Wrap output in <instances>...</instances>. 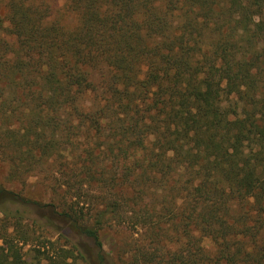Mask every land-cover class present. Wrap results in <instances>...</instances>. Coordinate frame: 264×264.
<instances>
[{
    "label": "trees",
    "instance_id": "16d2710c",
    "mask_svg": "<svg viewBox=\"0 0 264 264\" xmlns=\"http://www.w3.org/2000/svg\"><path fill=\"white\" fill-rule=\"evenodd\" d=\"M0 160V264H264V0H0Z\"/></svg>",
    "mask_w": 264,
    "mask_h": 264
},
{
    "label": "rangeland",
    "instance_id": "374dc122",
    "mask_svg": "<svg viewBox=\"0 0 264 264\" xmlns=\"http://www.w3.org/2000/svg\"><path fill=\"white\" fill-rule=\"evenodd\" d=\"M7 165L6 163L2 162L0 160V186H5L10 189H13L14 191L18 192L21 190V185L17 182H11L7 179ZM46 183L47 180H44V183L42 180H40L37 177H31L28 181L27 185V194L37 198L42 201H52L54 198L53 196L50 195L49 191L46 188ZM14 199L12 195L7 194V193H1L0 194V208L5 207L6 205H9L13 203ZM101 235V240L103 242V253L106 256L107 259H112L116 261V250L120 245V240L124 239L125 236H129V234H125L124 237L122 235L116 233V227L114 226L113 228L111 227H105L103 230L100 232ZM56 235H54L55 237ZM126 239V237H125ZM8 245V244H7ZM9 246H11L9 244ZM14 248V246H13ZM27 249V248H25ZM208 249L213 251V246L210 244L208 246ZM89 261H91V258L89 257ZM91 264H97L91 262Z\"/></svg>",
    "mask_w": 264,
    "mask_h": 264
}]
</instances>
